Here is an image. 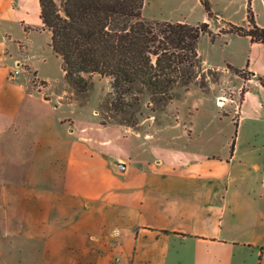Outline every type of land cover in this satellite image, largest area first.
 Returning a JSON list of instances; mask_svg holds the SVG:
<instances>
[{
    "label": "crops",
    "instance_id": "1",
    "mask_svg": "<svg viewBox=\"0 0 264 264\" xmlns=\"http://www.w3.org/2000/svg\"><path fill=\"white\" fill-rule=\"evenodd\" d=\"M149 7L147 19L193 24L204 9L209 21L201 0H185L173 19ZM41 36L48 52L37 50ZM51 36L40 0H0V264H24L26 247L38 264H264V143L257 154L252 141L242 147L246 122L264 140V44L218 36L243 45L225 52L222 73H249L236 83L238 136L190 130L174 139L190 146L157 148L153 132L103 125L99 106L89 112L54 88L48 58L66 76Z\"/></svg>",
    "mask_w": 264,
    "mask_h": 264
},
{
    "label": "trees",
    "instance_id": "2",
    "mask_svg": "<svg viewBox=\"0 0 264 264\" xmlns=\"http://www.w3.org/2000/svg\"><path fill=\"white\" fill-rule=\"evenodd\" d=\"M252 1H247V26L229 22L218 33L210 22L190 24L143 15L145 0H40L44 28L52 34L50 46L62 58L67 80L88 92V77L110 79V110L123 121L137 122L145 95L151 103L166 105L174 100L179 85L190 90L201 76L203 61L199 43L223 33L250 37L264 44V27L257 22ZM209 21L218 18L210 0H201ZM264 3V0H263ZM247 78L245 70L228 65ZM264 85V79H260ZM188 90V91H189ZM106 125V121H102ZM237 127L239 123L237 121Z\"/></svg>",
    "mask_w": 264,
    "mask_h": 264
},
{
    "label": "rangeland",
    "instance_id": "3",
    "mask_svg": "<svg viewBox=\"0 0 264 264\" xmlns=\"http://www.w3.org/2000/svg\"><path fill=\"white\" fill-rule=\"evenodd\" d=\"M56 1L61 4V0ZM184 2L185 0H152V7H149L147 11L149 15H164L173 19L182 13L181 9ZM213 5L214 9L218 11H214L218 18L211 21H203L204 9H198L195 16L189 18V20L193 24L210 22L211 30L214 33H218L221 28L227 29L229 22L245 26L247 21V2L244 0H213ZM252 7L258 24L260 26L264 25L263 0L252 1ZM37 44V50H46L44 52H48L47 48L49 49L50 47L46 44L44 36L39 37ZM240 47H243L242 43L229 42L225 36L217 37L215 41H212L209 35L203 36L199 43V53L203 61L201 76L195 83L191 84L189 91L184 85L174 88L173 94L175 98L166 105L151 103V96L147 93L135 123L123 121L121 116H115L110 110L108 95L111 92V83L109 78L98 74L88 77L90 80L89 91L81 93L62 76L61 66L58 63L60 60L48 58V62L44 65V70L47 75L52 77L54 88L58 89L65 96V99L85 104L89 112L99 106L98 111L101 121L104 120L107 124H119L143 133L153 132L155 139L152 144L157 148H162L172 143L190 146L192 144L190 142L175 141L176 135L181 132L185 134L186 131L190 130L194 133H200L205 130H220L226 137L232 138L239 135L241 125L237 127L236 124L238 121V107L245 89H236V83L239 82V77L241 76L231 70L228 75H225L222 73L224 71L222 66L226 60L225 52H238ZM244 75L249 76V73L245 72ZM235 89L236 101L232 102L230 117H226L224 115L226 109L224 108L228 100L227 96L235 94ZM216 94L220 95L218 104L222 107L217 105ZM262 131H264V127H262ZM250 134H252V126L246 122L242 127V147H246L247 143L252 141V145L257 148L255 151V154H257L264 140L259 139L255 142L253 137H250ZM194 145L198 144L195 143ZM36 253V249L26 247L24 250V264H38Z\"/></svg>",
    "mask_w": 264,
    "mask_h": 264
},
{
    "label": "built area",
    "instance_id": "4",
    "mask_svg": "<svg viewBox=\"0 0 264 264\" xmlns=\"http://www.w3.org/2000/svg\"><path fill=\"white\" fill-rule=\"evenodd\" d=\"M21 71H22V70H21L19 67L16 68L13 72L10 73V75H9V79H11V80H15V79H17V78L19 77V75L21 74ZM35 82H36V84H37L39 87H41V88L44 87V84H43V82H42L41 80L35 78ZM115 264H118V262H116Z\"/></svg>",
    "mask_w": 264,
    "mask_h": 264
},
{
    "label": "water",
    "instance_id": "5",
    "mask_svg": "<svg viewBox=\"0 0 264 264\" xmlns=\"http://www.w3.org/2000/svg\"><path fill=\"white\" fill-rule=\"evenodd\" d=\"M116 166L119 169V171L123 172L125 170V164L121 163V162H116Z\"/></svg>",
    "mask_w": 264,
    "mask_h": 264
},
{
    "label": "bare ground",
    "instance_id": "6",
    "mask_svg": "<svg viewBox=\"0 0 264 264\" xmlns=\"http://www.w3.org/2000/svg\"><path fill=\"white\" fill-rule=\"evenodd\" d=\"M221 104H223V103H221Z\"/></svg>",
    "mask_w": 264,
    "mask_h": 264
}]
</instances>
